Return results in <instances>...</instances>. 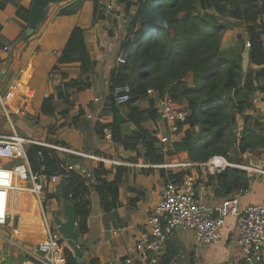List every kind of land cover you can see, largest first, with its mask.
<instances>
[{
    "label": "crops",
    "instance_id": "0c3cea01",
    "mask_svg": "<svg viewBox=\"0 0 264 264\" xmlns=\"http://www.w3.org/2000/svg\"><path fill=\"white\" fill-rule=\"evenodd\" d=\"M32 1L0 0V135L9 136L15 133L28 139L106 159L102 162L55 150L59 158L66 159L60 165L66 173L70 171L67 170L70 160L75 161L72 170L79 172L82 177L85 172H92L100 163L109 171L106 175L107 181L114 179L118 169L123 171L114 200H103L98 192L90 187L86 232L81 234V240L88 243L85 264L92 259L98 260L99 264H108L115 256L123 258L134 253L135 243L146 229L149 214L161 198L165 179L176 172H185L195 179V190L205 207H218L224 198L214 194L215 177L208 180L207 174L203 179L200 178L199 165L202 163L192 162L186 151L171 156L164 155L163 163L151 164L142 155L143 146L126 148L122 142L100 136L95 129L98 122L111 124L116 121L122 138L131 136L136 129L135 123L127 118L128 109L125 104L116 106V111L113 112L109 101V76L118 68V60L123 59L122 45L126 28L131 22L124 12V5L117 0H99L103 5L105 18L95 19L93 0H83L81 8L74 14L59 15L64 6L76 1L63 0L49 5L44 10L43 20L33 33L29 37H23L22 33L28 26ZM108 5L111 9L107 8ZM134 10L135 7L131 12ZM258 25L264 45V13L259 17ZM75 26L85 30L89 53L96 61L95 68L88 77L90 86L71 94L73 106L68 114L42 115L39 110L43 100L49 95H55L61 82L59 72L53 71V67L57 65V58ZM239 35L242 36L240 40ZM246 38L244 27L235 25L223 33L219 49L232 59H237L240 55L241 62ZM60 67L69 71V75L77 77L79 74L78 63ZM248 68L254 71L264 69V63L259 66L250 64ZM148 94L145 99L137 102L141 110L150 107V98L154 100V106L159 101L154 91ZM249 99L251 107L246 109V113L258 121L262 128L261 134L264 135V91H254L249 95ZM175 104L179 108L185 107L184 103L175 101ZM56 105L57 112L65 107L60 101H57ZM80 110L83 113L74 126L72 118L78 116ZM242 120V117H236L238 128H241ZM144 127L154 132L158 140L167 137L168 142L163 143L164 152L170 148L172 141L179 138V135L170 132L168 122L159 116L155 120L146 119ZM186 127L184 126L183 130ZM231 158L232 160L225 159L233 165L238 164L235 163L236 160L239 161V165L245 166L242 169L246 170L251 179L249 189L240 193L241 205L263 201L262 148L248 150L244 154L233 152ZM12 162L14 161L0 159V165L8 166ZM175 165L176 167H173ZM57 175L60 178L57 184L45 183L42 206L30 192L10 191L11 212L6 225L0 226V261L2 252L7 250V255L13 258L14 264H27V252L33 250L45 233L42 217L45 216L50 222L54 214H62L56 188L63 180V175ZM18 184L29 185L28 182ZM62 192L63 189L60 197L65 200ZM108 203L112 205L109 207ZM14 217H17L18 223L16 231L10 233L8 228ZM169 253L175 254L169 264H240L233 220L226 222L221 239L210 245L199 244L190 230H173L165 242L160 260ZM262 255L264 264V248Z\"/></svg>",
    "mask_w": 264,
    "mask_h": 264
},
{
    "label": "trees",
    "instance_id": "16d2710c",
    "mask_svg": "<svg viewBox=\"0 0 264 264\" xmlns=\"http://www.w3.org/2000/svg\"><path fill=\"white\" fill-rule=\"evenodd\" d=\"M94 2L95 19L105 18L103 5ZM124 5L125 14L131 22L126 28L123 42V60L109 76V97L111 109L116 110L113 93L124 86L130 89L127 118L135 123V132L126 138L120 135L116 121L111 124L97 123L95 129L100 136L103 130L111 131V139L135 149L143 146V157L151 164H161L164 155H174L186 151L192 162L204 163L215 155L232 160L231 151L244 154L248 150L261 147L264 151V135L258 121L246 109L251 107L249 95L254 91H264V69L254 71L248 68L245 78L240 55L232 59L219 49L223 33L235 25H242L249 41V59L252 65L264 63V45L258 30L259 17L264 13V0H117ZM83 0H76L64 6L59 15H71L79 11ZM135 7L134 12L131 9ZM239 40L242 36H238ZM78 63L77 77L69 75L60 65ZM96 61L91 57L85 40V30L72 28L67 42L61 50L57 65L53 71L60 74L61 82L55 95H49L40 107L42 115L58 113L66 115L73 106L70 96L75 91L88 88L89 74L94 70ZM148 90L154 91L159 99L169 96L178 103H184L188 114L184 122L179 123L177 140L163 151L164 144L154 132L144 127L146 119L155 120L158 115L154 100L150 98V107L141 110L137 102L145 99ZM57 101L65 104L57 112ZM72 118L77 125L79 117ZM242 117V126L238 128L236 117ZM187 126L184 130L183 127ZM100 154L99 152H96ZM26 156L33 172L49 178L62 174L65 181L63 199L74 207L78 231L86 232V219L89 214L91 188L106 200L115 199L123 171L118 169L112 181H107L109 173L100 163L91 173L96 184L88 186L79 172H65L61 164L66 159L59 158L51 148L30 144ZM73 156V155H72ZM235 163H240L235 161ZM185 172H176L165 179H174L179 183ZM208 180L215 177L214 194L223 198L235 193H243L250 187V176L246 170L227 166L224 170L208 174ZM91 187V188H90ZM112 204L108 203L110 207ZM232 218H227L226 222ZM65 264H78L68 247L64 249ZM169 253L161 257L159 264H169L174 257ZM88 264H99L92 259ZM242 264V262H240Z\"/></svg>",
    "mask_w": 264,
    "mask_h": 264
},
{
    "label": "built area",
    "instance_id": "2783aa9c",
    "mask_svg": "<svg viewBox=\"0 0 264 264\" xmlns=\"http://www.w3.org/2000/svg\"><path fill=\"white\" fill-rule=\"evenodd\" d=\"M107 8L111 9L108 5ZM244 46H249L246 39ZM7 49L6 47L4 48ZM119 63L124 62L120 58ZM130 89L128 86L117 89L114 93L116 106L124 105L129 100ZM152 90H148V93ZM1 101V98H0ZM255 101V99H254ZM156 112L159 117L166 120L172 134L178 130L179 123L185 121L188 114L184 108H179L175 100L167 96L159 99ZM105 139H111V131L104 129ZM161 143L168 142L167 137L159 138ZM36 144L57 151L71 153L89 159L106 161L88 153L71 150L57 145L40 142L22 137L18 134L9 136L0 135V159L20 162L11 165H0V226L6 225L11 212L9 198L11 190H21L33 194L42 206V193L45 183L57 184L60 180L57 174L49 178L41 176L39 172H33L26 156L27 145ZM112 163H118L112 161ZM199 177L207 174H215L224 170L227 166L245 168L244 165L230 164L223 156L215 155L199 165ZM173 167H176L173 166ZM73 166L68 165L67 170ZM84 178L88 186L96 184L91 172H85ZM18 182H28L29 185L21 186ZM195 179L184 174L181 181L176 183L174 179L165 182L161 198L151 210L146 223V229L136 241L134 253L128 257L115 256L108 264H158L167 238L173 230H190L195 240L202 245H210L219 241L222 237V229L225 220L232 218L233 229L236 233V244L239 251L240 262L243 264H262L264 248V200L258 203L241 205L240 192L223 199L216 208H207L202 198L195 190ZM44 214V213H43ZM44 236L41 237L35 250L27 252L29 259L27 264H65V240L57 229L52 227L45 216L42 217Z\"/></svg>",
    "mask_w": 264,
    "mask_h": 264
},
{
    "label": "water",
    "instance_id": "95a60500",
    "mask_svg": "<svg viewBox=\"0 0 264 264\" xmlns=\"http://www.w3.org/2000/svg\"><path fill=\"white\" fill-rule=\"evenodd\" d=\"M60 1L63 0H33L28 15V26L26 30L22 33V36L29 37L33 33L37 25L43 20L44 10L49 5H52ZM249 65H250L249 46H244L242 51V61H241L243 79L245 78ZM68 165L74 167L75 161L70 160L68 162ZM65 185H66L65 181L62 180L56 188V194L59 197V201L62 207V214L61 215L54 214L52 217V224L57 229L59 234L62 236L63 240H65L68 248L71 250L78 264H85V254H86V249L88 247V243L83 242L81 240V234L78 231L76 215L73 205L69 202H66L65 200H62L60 197V192ZM17 223H18V219L17 217H14L8 228L10 233L16 231ZM0 264H14L13 258L7 255V250H4L2 252V259L0 261Z\"/></svg>",
    "mask_w": 264,
    "mask_h": 264
},
{
    "label": "rangeland",
    "instance_id": "374dc122",
    "mask_svg": "<svg viewBox=\"0 0 264 264\" xmlns=\"http://www.w3.org/2000/svg\"><path fill=\"white\" fill-rule=\"evenodd\" d=\"M231 154H233V151H231L230 153H229V155H230V157H231ZM17 162H20V160H18V161H14V162H12V164H14V163H17ZM50 223H52V221H50ZM53 225V224H52ZM36 249V246L33 248V250H35ZM31 259L30 257H26V259ZM24 260H25V258H23Z\"/></svg>",
    "mask_w": 264,
    "mask_h": 264
}]
</instances>
